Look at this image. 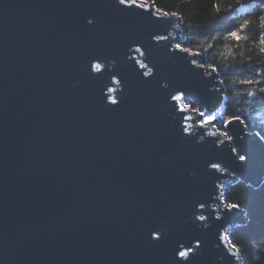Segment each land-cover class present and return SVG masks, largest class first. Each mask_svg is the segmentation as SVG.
Returning <instances> with one entry per match:
<instances>
[{
    "label": "water",
    "instance_id": "95a60500",
    "mask_svg": "<svg viewBox=\"0 0 264 264\" xmlns=\"http://www.w3.org/2000/svg\"><path fill=\"white\" fill-rule=\"evenodd\" d=\"M148 12L0 0V264H176L175 249L198 241L194 264L242 263L224 237L245 212L226 216L223 193L263 183L264 141L241 119H188L183 101L216 110L222 83L176 48L177 16Z\"/></svg>",
    "mask_w": 264,
    "mask_h": 264
},
{
    "label": "trees",
    "instance_id": "16d2710c",
    "mask_svg": "<svg viewBox=\"0 0 264 264\" xmlns=\"http://www.w3.org/2000/svg\"><path fill=\"white\" fill-rule=\"evenodd\" d=\"M154 6L177 13L184 37L181 48L190 47L199 53L205 59L203 65H211L219 76L224 90L221 124L239 116L247 129L264 141V93L260 91L264 88V53L257 47L264 39V30L257 26L259 15L264 14V0H156ZM244 18L249 21L246 25ZM233 31L240 39L230 36ZM244 80L254 83L242 84ZM250 91L251 96L247 95ZM186 104L201 109L196 103ZM223 201L239 204L245 212V222L227 233L228 242L236 244L234 250L242 264H264V181L257 188L231 183Z\"/></svg>",
    "mask_w": 264,
    "mask_h": 264
},
{
    "label": "snow or ice",
    "instance_id": "6c2138e0",
    "mask_svg": "<svg viewBox=\"0 0 264 264\" xmlns=\"http://www.w3.org/2000/svg\"><path fill=\"white\" fill-rule=\"evenodd\" d=\"M155 2H156V0H139V4H138V0H119V5H124L126 7L139 6V7L147 8V9H149L148 15L151 16L153 13L158 14L156 16V20H161L162 17H164V16H176L177 15V13L164 12L162 10V8H160V7H154ZM181 2H182V0H181ZM217 10L219 11V8H217ZM91 23H93V21ZM247 23L248 22L245 21V25ZM261 28L264 29V17L261 18ZM230 36L237 39V40L240 39V37L236 31L230 32ZM157 39H163V37H157ZM211 47H212L211 44L208 45V48H211ZM176 48L182 52H185V53H192L193 55H199V53H195L193 49L181 48L180 44H177ZM135 51L140 53L141 56L144 55V53L141 51V48H139V47L136 48ZM205 51H207V49H205ZM261 52L264 53V49H261ZM137 63H139L140 68H142V69L146 68L147 69V71L143 72V75L149 76V74L151 73L152 70L150 68H148V66L144 63H140V62H137ZM192 63H195V60H193ZM207 67L211 68L212 66L207 65ZM101 68H102L101 63H95L94 64V63H92V61L90 62V69H94L96 72H100ZM241 83L242 84H251V83H254V81L244 80V81H241ZM255 83H259V81H255ZM109 91H111V89ZM260 91L262 93H264V88H261ZM247 95L251 96V95H253V93L248 92ZM182 98H183L182 95H173L172 96L173 100H181ZM112 103L115 104L116 101L113 100ZM183 108L188 109L195 114V117H188V119L198 118V123H199L200 127H204L205 125H208V124L214 122L217 119V116L219 115L218 110H216V111H205V110H201L200 108L195 107L194 105H191V104H184ZM233 120L239 121L240 117L239 116H233L231 120L224 121L223 122L224 127H228L232 123ZM184 131H187V128H185ZM221 134L229 140L232 138L229 135L228 131H223ZM231 152L236 153V148L232 147ZM236 155L238 156V159L241 162V164L246 165L248 163L249 156L247 153H244V154L236 153ZM233 159H235V157H233ZM210 167H211V169L216 170V171H220V172L227 170L226 168L222 167L221 162H210ZM203 206L204 205L201 204V207H203ZM239 207H240L239 204L228 203L226 205V208L228 209V211L225 213V215L227 216V215L231 214V212L238 211ZM204 219H205V217L203 215L199 216V220L203 221ZM151 238L153 240H159L161 238V235L158 232L154 231L153 233H151ZM218 239H219V237H218ZM224 239H227V237H224ZM229 243L231 244V247L233 249H236L235 243H232L231 241H229ZM201 252H202V244L199 241L194 245H188L186 247V250H180L179 248H176L175 249V257L177 255L179 257V259L176 260V264H194L195 257L200 255ZM225 256H228L229 261L231 260L230 254L225 253Z\"/></svg>",
    "mask_w": 264,
    "mask_h": 264
},
{
    "label": "clouds",
    "instance_id": "9594fccd",
    "mask_svg": "<svg viewBox=\"0 0 264 264\" xmlns=\"http://www.w3.org/2000/svg\"><path fill=\"white\" fill-rule=\"evenodd\" d=\"M117 4L119 5V0H117ZM262 17H264V14L259 15L258 25H257V26H258L261 30H264V29L261 28V18H262ZM245 21L249 22L247 18H244L243 22L245 23ZM91 22H92V20L89 19V20H88V23L91 24ZM233 32H235V31H233ZM212 39L215 40L216 37L213 36ZM209 45H210V44H209ZM257 47H259L260 52H261V49H264V39H261V40L259 41V44L257 45ZM184 49H192V48H190V47H185ZM205 49H207V48H205ZM205 49H204V50H205ZM94 64H95V63H94ZM250 92H251V91H250ZM200 207H201V206H200ZM198 219H199V217H198ZM219 259H222V257H220Z\"/></svg>",
    "mask_w": 264,
    "mask_h": 264
},
{
    "label": "rangeland",
    "instance_id": "374dc122",
    "mask_svg": "<svg viewBox=\"0 0 264 264\" xmlns=\"http://www.w3.org/2000/svg\"><path fill=\"white\" fill-rule=\"evenodd\" d=\"M178 30H179V27H178ZM180 31V30H179ZM180 37H181V39H184V37L182 36V34H180L179 35ZM205 60V59H204ZM186 102L187 101H183V104H186ZM222 105V104H221ZM221 105H220V107L218 108V109H216V110H218L219 111V113H220V110H221ZM216 110H213V111H216ZM220 114L217 116V119L213 122V125L215 126V127H219L220 128V126L221 125H223V124H221V121H220ZM238 252V251H237ZM240 256V255H239ZM240 258H241V256H240ZM242 264V263H241Z\"/></svg>",
    "mask_w": 264,
    "mask_h": 264
}]
</instances>
